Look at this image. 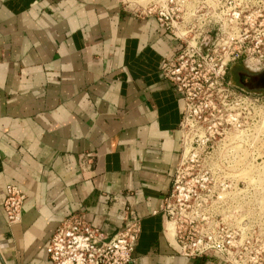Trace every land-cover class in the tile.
Returning a JSON list of instances; mask_svg holds the SVG:
<instances>
[{
    "label": "crops",
    "instance_id": "crops-1",
    "mask_svg": "<svg viewBox=\"0 0 264 264\" xmlns=\"http://www.w3.org/2000/svg\"><path fill=\"white\" fill-rule=\"evenodd\" d=\"M177 47L118 0H0V254L53 264L58 225L80 214L111 237L140 219L129 264H222L179 255L162 214L181 157V93L160 71ZM93 153L91 170L79 157ZM25 195L7 226L4 190Z\"/></svg>",
    "mask_w": 264,
    "mask_h": 264
},
{
    "label": "built area",
    "instance_id": "built-area-1",
    "mask_svg": "<svg viewBox=\"0 0 264 264\" xmlns=\"http://www.w3.org/2000/svg\"><path fill=\"white\" fill-rule=\"evenodd\" d=\"M120 5L138 16L153 17L160 29L168 32L177 42L160 64L161 74L183 96L184 109L179 124L181 157L175 170L172 188L164 200L162 214L167 227H172L169 240L174 250L187 258L217 256L222 264H263L256 254L248 253L242 239L238 241L224 231L228 217L253 216V198H189L179 178L182 150V127L187 120L189 100L198 99L190 92V80L196 77L197 89L214 90L225 84L229 66L242 61L253 73L264 69V0H118ZM216 27L214 41L208 29L197 35L193 28ZM228 28L234 38L225 35ZM209 33V34H208ZM220 33V37H219ZM209 55L212 62L207 68L203 60ZM194 75H196L194 77ZM229 85V83H226ZM245 97L264 110V93H248ZM192 96V97H191ZM252 168L264 155V136L245 153ZM94 154L87 152L79 157L82 171L91 170ZM25 195L15 185L4 190L2 209L7 226L21 220ZM140 235V219L126 209L122 226L111 237L104 236L80 214L62 221L45 247L53 264H129L133 260L135 244Z\"/></svg>",
    "mask_w": 264,
    "mask_h": 264
},
{
    "label": "rangeland",
    "instance_id": "rangeland-1",
    "mask_svg": "<svg viewBox=\"0 0 264 264\" xmlns=\"http://www.w3.org/2000/svg\"><path fill=\"white\" fill-rule=\"evenodd\" d=\"M202 29H208L214 41L217 28L195 27L192 33L197 35ZM227 31L229 39L234 37L231 28ZM204 58L208 68L214 62L212 56ZM241 68L240 71L250 74ZM231 74L228 71L225 84L214 90L199 91L196 75L190 80V92L198 93V99L189 100L187 120L182 127L183 154L179 167V178L185 188L182 198L255 199L253 216L228 217L224 231L237 241L242 239L248 253L264 260V155L260 154L252 168L249 156L239 153V150L245 153L253 140L258 142L264 136V110H258L248 100L249 91L235 87Z\"/></svg>",
    "mask_w": 264,
    "mask_h": 264
},
{
    "label": "flooded vegetation",
    "instance_id": "flooded-vegetation-1",
    "mask_svg": "<svg viewBox=\"0 0 264 264\" xmlns=\"http://www.w3.org/2000/svg\"><path fill=\"white\" fill-rule=\"evenodd\" d=\"M241 67H243L245 70L247 69L242 63V61H235L229 66L228 71H232L230 77L235 87L240 90H243L246 87L250 86L251 83H255L257 81V76L252 73L249 74L240 71L242 70Z\"/></svg>",
    "mask_w": 264,
    "mask_h": 264
},
{
    "label": "water",
    "instance_id": "water-1",
    "mask_svg": "<svg viewBox=\"0 0 264 264\" xmlns=\"http://www.w3.org/2000/svg\"><path fill=\"white\" fill-rule=\"evenodd\" d=\"M250 73L257 76V81L255 83H251L250 86L246 87L245 89L250 93H260V92L264 93V69L257 73H253V72ZM0 264H5L1 257V254H0Z\"/></svg>",
    "mask_w": 264,
    "mask_h": 264
},
{
    "label": "bare ground",
    "instance_id": "bare-ground-1",
    "mask_svg": "<svg viewBox=\"0 0 264 264\" xmlns=\"http://www.w3.org/2000/svg\"><path fill=\"white\" fill-rule=\"evenodd\" d=\"M167 237L169 240L172 237V227L170 225H168V227H167Z\"/></svg>",
    "mask_w": 264,
    "mask_h": 264
}]
</instances>
